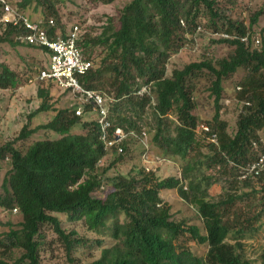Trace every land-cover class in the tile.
I'll use <instances>...</instances> for the list:
<instances>
[{
    "label": "trees",
    "instance_id": "obj_1",
    "mask_svg": "<svg viewBox=\"0 0 264 264\" xmlns=\"http://www.w3.org/2000/svg\"><path fill=\"white\" fill-rule=\"evenodd\" d=\"M94 1L110 4L114 0ZM53 2L17 0L14 7L22 12L31 6L34 10L45 8L43 21L56 18L64 36L65 28L59 24ZM224 7L216 0H130L119 12L116 27L108 18L98 36L83 34L78 42L83 54L93 61L92 51L98 48L100 52L94 67L80 77V84L86 89H104L116 100L109 108L115 127L137 133L147 128L150 143L161 158L180 163L181 180H160L153 172L141 169L137 177L113 178L107 192L95 196L107 172L98 168L106 153L96 123L82 120L88 113L86 107L79 117L74 109L54 107L50 93L53 84L45 83V88L37 89L39 107L28 119L49 111L52 119L35 128L25 124L14 141L0 146V162L7 161L9 166L0 185V207L10 212L16 209L21 216V222L5 233L0 245L23 251L13 262L0 257V264H40L46 229L71 263V255L79 247H100L102 240H88L75 230H65L59 214L95 235L110 233L113 245L103 248L99 259L86 264H250L241 259L228 239H244L264 216V179H239V171L250 165L260 150L253 142L260 139L258 133L264 128V47L253 49L237 39H219L216 43L231 49L227 57L216 64L211 60L192 62L173 70L170 76L165 74L167 61L200 25L199 18L211 33L242 36L261 14L254 13L246 26L240 18L222 16ZM15 31L8 30L0 41L18 44L12 38ZM49 35H54L52 30ZM239 70L244 76L237 96L244 102L235 132L229 134L219 115L222 83ZM203 71L213 77L209 91L215 113L205 123L210 133L202 135L196 132L199 118L193 113V79ZM149 84L150 95H136ZM21 85V78L0 63V89L15 90ZM77 126L80 132H72ZM40 130L53 131L59 138L36 140L25 151L14 147L16 141ZM211 134L216 136L217 145L207 141ZM121 155H116L111 165L119 162ZM211 169L233 181L232 192L223 200L206 199L211 178L205 173ZM164 189H177L183 200L196 207L202 233L184 219H172L169 208L160 206L159 193ZM189 242L205 245V257L196 256Z\"/></svg>",
    "mask_w": 264,
    "mask_h": 264
},
{
    "label": "rangeland",
    "instance_id": "obj_2",
    "mask_svg": "<svg viewBox=\"0 0 264 264\" xmlns=\"http://www.w3.org/2000/svg\"><path fill=\"white\" fill-rule=\"evenodd\" d=\"M17 0H8L14 6ZM54 9L57 12L59 24L67 30L72 24H79L82 34H88L92 37L98 36L103 27L108 23L107 19L111 18L114 26H117L118 14L122 8L127 5L130 0H114L110 4H103L94 0H52ZM225 5L222 16L231 19L240 18L247 26L249 18L256 12H261L256 23L252 26L250 33H257L260 38V44L257 49L264 47V0H216ZM234 5V7H230ZM45 8L34 10L31 6L24 10L32 20H43L42 13ZM241 12L240 16L239 13ZM53 18L56 22V18ZM201 29L194 31L193 34L187 35V41L182 49L175 55L171 56L166 63V76H170L173 70H181L192 62H201L203 60H211L216 64L218 60L225 58L231 52V49L222 44L216 43L222 39L220 33H211L203 28V18L198 19ZM100 49L95 48L92 51L91 59L94 64L98 61ZM86 57V56H85ZM0 63L5 64L10 70L15 72L22 81V85L15 90L0 89V146L7 142L14 141L21 128L28 124L29 128H35L38 125L49 122L52 112H42L33 115L28 119V115L35 112L39 107L40 100L37 97V89L45 88L46 84H38L36 82L28 83V80L35 77L38 69L47 64V56L44 51L37 48H31L10 42L0 41ZM244 73L239 70L229 79L223 81V94L220 101V120L226 123L227 132L233 134L236 129V122L244 101L238 99L239 81ZM213 77L210 73L203 71L197 79H193L195 85L194 115L199 118V125L211 121L215 113L214 99L211 96L209 88ZM100 91L105 92L104 89ZM52 95L51 102L58 109L73 110L79 103L78 96L72 92L63 91L55 86L50 87ZM107 94V93H106ZM94 116L90 113L83 115V121L92 120ZM80 126L72 129V132H80ZM146 132L147 128H143ZM260 138L264 139V128L259 131ZM147 141L150 147V156L153 164L145 165L141 161L142 146L139 141L129 140L126 145V151L121 155L122 159L111 165L117 156L108 154L98 163L101 171L106 169L107 172L103 176L102 188L95 196H101L111 186V180L117 176L137 177L141 169L148 167L155 177L162 180L170 177H176L181 180L180 163L173 160L162 162L159 150L150 143L151 135L147 132ZM59 135L53 131L40 130L32 134L25 140H19L14 143V147L20 151H25L32 143L39 139H58ZM157 160V161H156ZM0 185L9 169L7 161L0 162ZM211 178V185L207 191V200L218 201L226 198L232 192L233 181L219 175L216 169H211L205 173ZM187 180L183 182V187L187 185ZM242 189V188H241ZM104 195V194H103ZM161 198V207H168L172 219L186 220L188 224L197 226L201 233L203 232L202 221L198 217L197 209L189 202L183 200L177 189H164L159 193ZM59 219L65 230H75L79 237L88 240H102L100 247L86 246L79 247L71 255L74 260L72 263L68 260L67 254L60 243L55 239L49 229H46L45 245L40 251V264H86L93 260L99 259L101 250L113 245L110 239V233L103 235H95L93 232L87 231L84 226L70 222L66 216L59 214ZM21 222V216L16 211H7L0 207V242L4 243L5 233L11 227L16 228ZM228 242L235 247L236 252L241 259L250 264H261V255L264 253V216L260 223L256 225L255 230L247 234L244 239H228ZM189 249L199 258H204L207 252L205 245H197L194 242L187 243ZM20 249L9 250L0 245V257L7 262H13L22 255Z\"/></svg>",
    "mask_w": 264,
    "mask_h": 264
},
{
    "label": "built area",
    "instance_id": "obj_3",
    "mask_svg": "<svg viewBox=\"0 0 264 264\" xmlns=\"http://www.w3.org/2000/svg\"><path fill=\"white\" fill-rule=\"evenodd\" d=\"M184 27V22L180 21ZM16 30L13 34V40L23 46H31L45 50L47 64L38 69L35 77L28 80V83H52L53 86L63 91L72 92L78 96L79 103L74 109V115L79 117L88 108V113L94 117L92 120L96 123L99 131V139L106 153L114 156L124 153L129 140H138L142 146L141 161L145 165L153 164L150 156V147L147 141V132L142 129L140 132L125 131L120 127H115L109 118V108L115 103V99L100 90L86 89L80 82V77L94 67L92 60L85 57L82 50L78 47V42L82 39L81 27L79 24H72L65 35L61 36L54 19L32 20L27 14L19 11L12 6L8 0H0V38L8 30ZM201 29L197 27V31ZM50 30L53 36H50ZM222 39H237L245 47L256 49L260 44V38L257 33L247 31L242 36L220 33ZM239 89V88H238ZM137 96L150 95V84L143 85L136 93ZM247 104V103H246ZM198 134L210 133V129L205 124L198 125L196 128ZM207 141L217 145L216 136L211 134L207 136ZM253 147L260 148L257 157L248 166L239 171L240 180L264 179V139L260 138L253 142ZM161 158V157H160ZM162 162L169 160L161 158ZM101 161V160H100ZM157 161V160H156ZM146 172H151L144 166ZM185 189V187H184ZM16 212V209L13 210Z\"/></svg>",
    "mask_w": 264,
    "mask_h": 264
}]
</instances>
